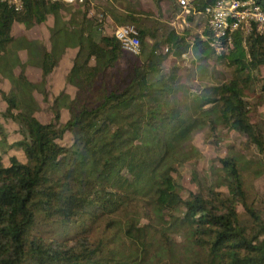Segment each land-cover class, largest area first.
Here are the masks:
<instances>
[{
  "label": "trees",
  "instance_id": "obj_1",
  "mask_svg": "<svg viewBox=\"0 0 264 264\" xmlns=\"http://www.w3.org/2000/svg\"><path fill=\"white\" fill-rule=\"evenodd\" d=\"M106 1L111 33L103 13L88 15L89 0L73 7L65 24L61 10L71 6L24 0L15 11L0 1V60L15 41V24L38 26L48 17L59 25L55 44L39 49L32 62L40 86L66 47L76 51L65 76L75 94L59 93L49 122L41 123L33 109L21 110L16 92L0 91L4 116L21 136L8 143L0 125V264H146L150 256L158 264H264V213L249 202L243 170L250 162L242 154L217 159L215 180L214 166L203 181L194 168V191L184 193L173 177L177 168L198 163L192 139L202 131L214 146L219 128L233 131L245 140L242 152L264 156V34L236 31L231 48L217 56L205 9L220 0H193L181 32L171 27L180 13L175 0H149L165 9L162 20L117 13L121 0ZM252 1L264 13V0ZM125 24L138 31V55L123 51L113 36ZM219 63L230 76L217 96L211 85L192 93L200 67ZM17 80L37 88L23 73ZM63 109L68 119L61 123ZM11 150L22 160L8 156ZM263 170L261 164L255 176Z\"/></svg>",
  "mask_w": 264,
  "mask_h": 264
},
{
  "label": "rangeland",
  "instance_id": "obj_2",
  "mask_svg": "<svg viewBox=\"0 0 264 264\" xmlns=\"http://www.w3.org/2000/svg\"><path fill=\"white\" fill-rule=\"evenodd\" d=\"M93 9H95L98 15L102 13L105 15L104 23L107 25V32L111 33V19L108 17V11L110 10V4L106 0H89ZM117 13L124 14L132 12L136 15H142L143 17H149L153 14L154 18L162 20L161 15L165 14V9L161 10L155 8L149 0H121L114 5ZM179 12V11H178ZM177 12V13H178ZM76 13V9L73 7H64L61 10L59 20L65 24L71 15ZM179 15V14H177ZM176 15V16H177ZM59 25L55 23L52 17H48V20L38 26L15 24L13 26V36L15 41L7 49L5 56L0 60V91L4 94H9L11 91L18 94V98L23 102L20 108L21 110L28 107L30 110L35 111V117L41 123H47L52 118L51 108L53 106L54 99L59 93L65 89V94L69 97H73L75 89L71 86L65 85V76L70 67V59L75 55V49L73 47H66L61 57L60 63L54 70L53 74L49 78L45 86H40V70L34 63L36 60V54L39 49L44 47L46 50H50L55 44L53 31L55 27ZM126 25V24H125ZM120 26V25H119ZM176 31L181 32L185 27H188L186 19L175 17L171 23ZM58 39L63 37V33H58ZM148 45L152 44V40L147 38ZM30 57V58H29ZM182 59L186 65L189 57L183 56ZM184 64V65H185ZM213 66V65H212ZM200 67V72L197 74V78L191 82V92H200V87L205 85H211L216 87L213 93L214 97L218 94V88L220 82L229 78L230 73L224 68L223 63H219L213 67ZM19 73H23L26 80L33 86H37L35 89L24 88L17 80ZM199 77L204 78L203 83L198 80ZM200 79V78H199ZM202 85V86H200ZM25 89H28L25 91ZM44 97H46L44 99ZM30 105V106H26ZM6 111V103L2 100L0 95V125L3 127L4 133L7 135L8 143L19 140L21 138L19 132V126L12 120H8L4 113ZM15 113V112H14ZM261 117H264V109L260 110ZM68 119V113L66 109L61 112V123ZM205 131L196 133L193 136L192 144L201 153V158L198 163L193 165H183L177 168V172L173 173V177L177 183L183 188V192L194 191L196 186L191 176V172L195 168L199 175L200 181H203L205 176H208L211 166H214L213 179L221 173V168L217 163V159H222L227 155H243V161L248 160L250 162L249 167L243 170V177L247 191L249 193V202L256 208L260 209L264 213V170L261 177H256L254 171L264 164V156L258 155L253 149L251 153L246 154L242 152V144L245 140L233 131H227L219 128L218 133L211 137L212 143L217 142L218 145L214 146L211 143H206ZM3 137L0 136V146H3ZM65 144L70 145L71 140L69 135L64 138ZM231 147V148H230ZM233 152H232V151ZM16 155L22 160L21 152L14 150L9 151L8 156ZM7 162V158H5ZM219 191L223 189L218 188ZM145 220L142 219L140 224H144ZM101 230L96 232L94 237L100 238ZM177 241H180L177 238ZM126 250V249H124ZM146 264H158L154 256H150Z\"/></svg>",
  "mask_w": 264,
  "mask_h": 264
},
{
  "label": "built area",
  "instance_id": "obj_3",
  "mask_svg": "<svg viewBox=\"0 0 264 264\" xmlns=\"http://www.w3.org/2000/svg\"><path fill=\"white\" fill-rule=\"evenodd\" d=\"M9 8L19 11L24 6V0H0ZM48 3H58L65 6L83 8L85 0H44ZM180 13L178 17L184 19L186 15L194 13L193 0H175ZM89 16L95 15L90 9ZM207 28L211 34L209 42L215 55L220 56L227 52L232 45V35L236 31L249 34L253 29L264 34V13L252 0H220L213 6L205 9ZM113 36L120 43L123 51L138 55L140 42L138 31L133 25H120L113 30Z\"/></svg>",
  "mask_w": 264,
  "mask_h": 264
}]
</instances>
